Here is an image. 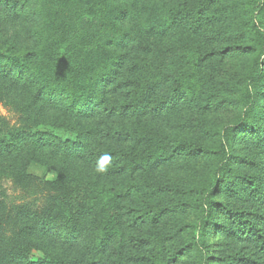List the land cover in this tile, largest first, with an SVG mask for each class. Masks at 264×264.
<instances>
[{
	"label": "trees",
	"instance_id": "trees-1",
	"mask_svg": "<svg viewBox=\"0 0 264 264\" xmlns=\"http://www.w3.org/2000/svg\"><path fill=\"white\" fill-rule=\"evenodd\" d=\"M28 1L0 0V5L19 14ZM121 1L124 0H44L43 23L38 32L41 45L37 50L21 52L0 45V76L10 77L21 85L33 84L36 101L62 105L69 113L81 117H90L96 110L120 115L145 110L157 115L180 99L190 101L197 97L199 69L209 57L233 49L251 53L238 93L240 114L232 124L216 133L211 146L147 138L138 157L132 158L128 165L131 169H148L178 155L204 154L213 160L209 179L195 188L192 206L196 218L189 225L188 239L180 248L171 250L165 264L175 262L188 251L195 254L196 264H212L209 238L215 230L245 234L264 249V212L258 210L264 208V189L252 173L235 169L234 163L239 157L233 153L234 140L240 134L251 135L256 145L264 138L260 120L256 123L257 102L260 94H264V0L243 3L241 31L236 36H245L247 44L236 43L206 52L195 49L181 56V61L164 63L163 70L154 68L145 57L130 63L122 51L134 34L123 29L120 23L134 17V12L121 5ZM214 1L184 2L172 7L167 19L146 20L143 28L159 33L175 27L198 30L207 17L213 16L214 12L209 10ZM80 18H83L81 25L86 22L91 27L82 30L78 26ZM225 35L236 37L232 32ZM210 37L213 36L210 34ZM129 63L135 74L117 83L120 70L129 67ZM166 79L171 81L169 94L156 95ZM121 86L128 88L127 100L122 104H108L107 90L117 91ZM25 119L15 125L0 115V153L24 148L35 150L44 143L69 156H82L90 150L88 140L93 131L71 123L41 129L32 116ZM132 134L131 139L141 140L138 133ZM1 176L8 177L13 191L18 190L23 196L11 195L0 179V264H79L78 259L58 256L52 250L53 244L46 242L50 238L58 239L62 245L88 248L92 251L87 260L89 264H124L122 248L130 241L126 240L125 229L155 224L164 213L182 205L139 212L125 200L143 188L142 185L125 184L118 192L96 181L85 184L77 177H68L65 168L54 179L10 166L0 169ZM242 193L254 198V209L226 202L227 195ZM136 240L139 243L143 239ZM250 259L249 255L233 253L221 260L222 264H242Z\"/></svg>",
	"mask_w": 264,
	"mask_h": 264
},
{
	"label": "rangeland",
	"instance_id": "rangeland-1",
	"mask_svg": "<svg viewBox=\"0 0 264 264\" xmlns=\"http://www.w3.org/2000/svg\"><path fill=\"white\" fill-rule=\"evenodd\" d=\"M44 0H29L21 13L15 14L0 5V45L16 52L37 50L41 45L38 32L43 23L42 4ZM198 0H124L120 4L134 12V17L120 23L126 31L133 33V40L122 48L131 61L141 57L149 58L156 69H164V63L181 61V56L193 50L202 52L220 50L224 46L236 43L247 44L245 36L237 37L245 0H215L209 10L213 16L207 17L198 30L175 27L164 33L146 31L143 22L154 19H167L168 12L184 2ZM77 10H79L77 8ZM82 12V11H81ZM80 12V14H81ZM80 16V15H79ZM82 16V14H81ZM80 18L78 26L82 30L91 27ZM234 33L236 37L223 36ZM211 36L213 37H210ZM243 35V33H242ZM252 54L240 50L216 53L209 57L199 69L200 87L196 98L190 101L180 99L160 114L139 112V114H109L96 110L90 117H81L65 110L64 106H53L40 100L36 101L33 84L14 83L10 77L0 76V115L9 123L18 124L25 118L33 117L41 129H52L57 124L71 123L85 130L93 131L88 140L90 150L82 156L64 155L51 146L40 144L37 149L0 153V169L10 166L16 170H25L36 176L54 179L63 168L67 176L78 178L83 183L96 181L104 187H112L120 192L123 185L140 184L143 188L128 197L126 202L139 212L160 209L167 205L181 204L178 208L164 213L155 224H141L125 229L126 240L122 248L124 264H165L171 250L180 248L190 234L189 225L195 221L196 212L192 206L195 188L209 179L214 163L208 155H178L169 161L152 168L131 169L130 161L138 157L144 140L158 138L177 139L195 144L211 146L216 133L232 124L240 114L238 93L242 78L247 71ZM129 67L120 70L117 83L126 77L131 78L135 71ZM128 69V70H127ZM155 93L163 97L170 92V79ZM128 88L121 86L117 91L107 90L108 104H122ZM94 108L96 105H93ZM152 111V110H150ZM259 111L257 121L264 129V94L257 102ZM263 117V119L261 118ZM258 123V124H259ZM139 134L141 140L131 139L132 133ZM251 135L240 134L234 140V155L239 157L234 167L240 171L252 173L264 189V138L260 144L251 140ZM30 148V147H29ZM110 154V166L104 173H98L96 167L99 158ZM3 185L8 187L11 195L23 194L13 191L11 181L1 176ZM15 193V194H14ZM25 195V194H24ZM124 202V199L122 200ZM227 203L247 210L256 204L250 194L240 196L227 195ZM125 207L123 206V211ZM264 212V208H258ZM221 219L220 217L217 218ZM263 227V224H259ZM136 239H143L138 243ZM53 240V241H52ZM53 244L52 250L58 256L78 259L79 264H89L90 251L82 245H67L58 239H47ZM54 242V243H52ZM210 254L214 257L212 264H222L230 254L251 256L242 264H264V249L245 234H235L215 230L209 238ZM73 246V247H72ZM78 264V263H77ZM170 264H196V256L188 251L177 257Z\"/></svg>",
	"mask_w": 264,
	"mask_h": 264
},
{
	"label": "clouds",
	"instance_id": "clouds-1",
	"mask_svg": "<svg viewBox=\"0 0 264 264\" xmlns=\"http://www.w3.org/2000/svg\"><path fill=\"white\" fill-rule=\"evenodd\" d=\"M0 111H3L2 109H0ZM111 155L110 154H104L103 156H101L99 158L97 167H96V171L98 173H104L107 171L108 167L110 166L111 163Z\"/></svg>",
	"mask_w": 264,
	"mask_h": 264
}]
</instances>
